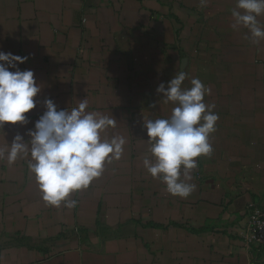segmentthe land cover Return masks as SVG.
<instances>
[{
  "label": "crops",
  "instance_id": "1",
  "mask_svg": "<svg viewBox=\"0 0 264 264\" xmlns=\"http://www.w3.org/2000/svg\"><path fill=\"white\" fill-rule=\"evenodd\" d=\"M236 3L0 0V51L28 57L18 67L42 86L30 123L5 125L0 147L30 139L48 98L58 109L87 99V111L117 121L104 138L126 140L71 208L42 199L30 157L0 161V264H264L240 236L249 203L264 205V42L232 27ZM178 71L182 87L206 86L219 116L187 198L143 166V119L170 117L175 105L157 88Z\"/></svg>",
  "mask_w": 264,
  "mask_h": 264
},
{
  "label": "clouds",
  "instance_id": "2",
  "mask_svg": "<svg viewBox=\"0 0 264 264\" xmlns=\"http://www.w3.org/2000/svg\"><path fill=\"white\" fill-rule=\"evenodd\" d=\"M206 0H201L205 6ZM233 28L248 29L253 44L264 42V24L258 17L264 16V0H237L232 10ZM28 57L0 51V129L5 125H27V116L37 107V97L42 86L32 70H20ZM10 69H14L10 70ZM187 72L178 71L168 82L161 83L157 92L164 100L175 105L168 118H145L143 127L147 133L148 151L143 166L154 178L165 185L173 197L187 198L196 189L191 183L192 170L197 158L209 156L213 149L209 142L219 119L214 104H206L209 90L198 79L191 80V87H182ZM45 111L35 122L30 137L17 134L6 147H0V161L9 165L20 158L30 157L29 171L49 205L73 207L70 196L86 189L101 176L106 164L119 161L124 154L126 140L113 136L110 140L103 133L115 128L114 118L99 112H89L87 99L68 109H58L48 98L43 101Z\"/></svg>",
  "mask_w": 264,
  "mask_h": 264
},
{
  "label": "built area",
  "instance_id": "3",
  "mask_svg": "<svg viewBox=\"0 0 264 264\" xmlns=\"http://www.w3.org/2000/svg\"><path fill=\"white\" fill-rule=\"evenodd\" d=\"M240 236L249 251L261 252L264 263V205L249 203Z\"/></svg>",
  "mask_w": 264,
  "mask_h": 264
}]
</instances>
